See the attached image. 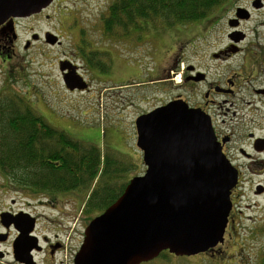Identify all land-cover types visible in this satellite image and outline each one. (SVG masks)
Here are the masks:
<instances>
[{
	"label": "flooded vegetation",
	"instance_id": "af4514ba",
	"mask_svg": "<svg viewBox=\"0 0 264 264\" xmlns=\"http://www.w3.org/2000/svg\"><path fill=\"white\" fill-rule=\"evenodd\" d=\"M58 3L59 0H54L49 7L30 16L0 19V97L3 93L13 91L27 96L31 101L32 97L28 96L31 93L39 99L46 88L50 89L49 93L57 89V74L39 86L33 81H37L39 69L43 66L36 57L37 54L41 56L39 45L61 47L63 36L51 30H45L39 35L32 28L26 27V21L43 14L47 19L52 18L48 11ZM263 9L264 0H253L249 6H241L235 0H230L205 20L180 26L177 32H143L149 40L165 41L163 46L168 48L169 56L174 55L175 58L173 64L164 67L165 74L161 78L159 74L154 75V70L151 71L152 79L148 83L162 81L173 84L178 76L180 80L177 88L182 93L170 101L183 100L191 108L200 109L210 117L217 141L238 173L237 185L231 193L232 209L224 242L208 252L182 258L201 256L211 258L217 264H221L223 259V264L231 262L226 256L239 254L234 240L238 235L237 225L241 221L256 220L245 212L254 205L243 206L256 178L260 181L254 185V196L264 199V133L255 130V121L262 115L264 108V46L260 40L251 42L250 33L243 28L245 23L253 19L254 12ZM104 13L100 15L98 23L102 41L113 42L135 37L136 31L124 38L107 32ZM221 21H225L228 27L226 43L209 52V46L206 49L204 46L208 45V38ZM29 30H32L30 37L22 40ZM52 34L57 37L55 43L50 42L54 39ZM71 34H75L74 31ZM198 41H202L200 45ZM37 43L38 46H35ZM91 43L92 40L83 37L80 52L74 48L68 55L59 60L56 58L52 63L60 74L65 90L70 94L92 92L93 81L100 80L99 83H103L105 80L101 79H105L106 75L113 85L119 86L118 83H121L114 79L111 62L109 66L105 62L107 54L116 59L114 50L94 48L93 44L89 45ZM174 43L177 44L176 49L169 51ZM120 47L125 54L127 49ZM127 51L131 53V45ZM32 52L34 55H31ZM118 55L121 56L120 53ZM237 56L240 58L234 68L232 61ZM62 62L64 66L77 67V73L87 84L86 89L70 90L65 85ZM250 95L252 98L248 100ZM38 104L37 101L31 103L37 111L41 109ZM44 105L50 109L48 104ZM251 117L254 129L248 131ZM50 121L57 122L53 119ZM50 121L47 123L56 126ZM10 195L16 197L9 199ZM103 212L92 214L89 211L88 192L68 190L48 195L34 194L10 183L0 172V264H75L86 228L91 220ZM91 214L92 219L86 224L82 235L84 238L79 244H74L73 223L82 217L89 219L88 215Z\"/></svg>",
	"mask_w": 264,
	"mask_h": 264
},
{
	"label": "water",
	"instance_id": "95a60500",
	"mask_svg": "<svg viewBox=\"0 0 264 264\" xmlns=\"http://www.w3.org/2000/svg\"><path fill=\"white\" fill-rule=\"evenodd\" d=\"M53 2L0 0V19L30 16ZM76 68L62 62L64 83L84 90ZM135 124L146 170L91 220L75 264H142L165 251L192 256L224 242L238 173L210 117L177 99L141 114Z\"/></svg>",
	"mask_w": 264,
	"mask_h": 264
},
{
	"label": "rangeland",
	"instance_id": "374dc122",
	"mask_svg": "<svg viewBox=\"0 0 264 264\" xmlns=\"http://www.w3.org/2000/svg\"><path fill=\"white\" fill-rule=\"evenodd\" d=\"M112 1L59 0V3L48 11L52 18L47 19L43 14L26 21V27L32 28L39 35L45 30H51L59 32L63 36L61 47L53 48L44 44L39 45L41 48L35 47V49H41V56L37 54L36 57L39 58L43 66L39 69L37 81L33 82L39 86L50 78L53 79L57 74V89L53 93H49L50 89L46 88L39 99L34 93L28 96L32 97L31 103L33 101L39 102V108L42 110L40 109L38 112L47 121H50V119L56 120L57 122H50L59 128L65 129L77 139L93 141L101 147L103 153L107 152L111 156L120 157V159H125L130 166L131 164L134 165V169H131V167L126 172L127 178L130 179L135 175L143 174L146 170L143 163V153L137 147L136 119L141 114L167 103L182 91L177 88L180 80L178 76L173 84L162 81L146 82V80L151 79V71L153 70H155L154 74H159V78H161L165 74L164 67H169L175 60L174 55L169 56L168 48L163 46L165 41L149 40L143 32H137L135 37L131 39L127 38L113 42L102 41L98 29L100 26L98 24L99 17L107 11ZM252 1L235 0L236 4L241 6H249ZM253 15V19L245 23L243 28L250 33L249 40L251 42L260 40L264 46V9L254 12ZM82 28L84 33L83 30H80ZM31 31L29 30L22 40L29 38ZM71 31H74L75 34L70 35ZM227 31L226 22L221 21L214 28L212 36L208 38V45H203L204 48L206 49L209 46V52H212L222 47L226 43ZM83 37L92 40L89 45L93 44L94 48L114 50L116 59H112L113 56L107 54L105 62L108 66L110 62L113 65L114 79L121 82L118 83L119 86L113 85L108 75H106L105 79H101L105 80L103 83H99L100 80L93 81V91L90 93L70 94L65 90L60 74L52 63L56 58L59 60L64 55H68L74 48L81 49L80 43H82ZM201 42L198 41L197 44L200 45ZM89 45L88 47L91 48ZM129 45H131V53L127 51ZM176 45L174 43L169 51L176 49ZM35 46H38V43ZM120 46L127 49L125 54ZM25 54L27 55V53ZM31 55H34V53L32 52ZM128 57L129 59H127ZM239 58L237 56L233 59L232 66L234 68ZM134 62H137V64ZM251 98L250 95L248 100ZM44 104H48L50 109H47ZM251 122L252 117L249 118L248 131L254 129ZM255 124L257 125L256 132L264 133V108L262 115L257 117ZM90 137L92 139L88 140ZM259 181L256 178L254 185ZM254 185L252 188L248 187V189L250 188L248 190L250 196L247 195L243 206L246 204L254 205V207L246 209L245 212L256 220L241 221L237 225L238 235L234 240L236 241L235 246L239 249V254L226 256L228 261L231 260L228 264H264V199L254 196ZM11 197H16V195H10L9 199ZM92 214L91 216L88 215L89 219H83L82 217L80 221L76 219L73 223L74 244H79L80 240L84 238L82 235H84L86 224L92 219ZM169 255V259L157 257L142 264H217L208 257L182 258L171 253ZM223 261L224 259L221 264H223Z\"/></svg>",
	"mask_w": 264,
	"mask_h": 264
},
{
	"label": "trees",
	"instance_id": "16d2710c",
	"mask_svg": "<svg viewBox=\"0 0 264 264\" xmlns=\"http://www.w3.org/2000/svg\"><path fill=\"white\" fill-rule=\"evenodd\" d=\"M229 1L113 0L104 22L107 32L121 38L133 31L172 33L205 20ZM112 156L93 141L77 139L47 123L27 96L10 91L0 97V172L27 192H88L89 211L102 212L134 177L128 179L126 174L134 165ZM169 253L159 257L169 259Z\"/></svg>",
	"mask_w": 264,
	"mask_h": 264
}]
</instances>
